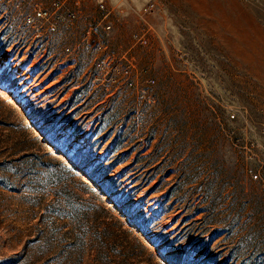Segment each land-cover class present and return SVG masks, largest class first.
Listing matches in <instances>:
<instances>
[{"label": "rangeland", "instance_id": "rangeland-1", "mask_svg": "<svg viewBox=\"0 0 264 264\" xmlns=\"http://www.w3.org/2000/svg\"><path fill=\"white\" fill-rule=\"evenodd\" d=\"M50 1L0 0V264H264V0Z\"/></svg>", "mask_w": 264, "mask_h": 264}, {"label": "built area", "instance_id": "built-area-1", "mask_svg": "<svg viewBox=\"0 0 264 264\" xmlns=\"http://www.w3.org/2000/svg\"><path fill=\"white\" fill-rule=\"evenodd\" d=\"M72 0H70L71 2ZM51 5H52V9L49 8H44L42 6H38L36 4V7L33 8V10L31 12L29 11H21L22 14V19L23 22L29 25H33L35 23L36 20L42 19V18H47L51 15V13H55L56 15V23L60 22H66L68 20H71L75 17L76 13L75 11L72 9L70 11H67L65 13H62L60 11H58V9L60 8L62 2L60 0H51L50 1ZM74 4H77L78 2H71ZM99 9L102 12L101 18L99 20H95L92 23L91 29H93L94 31L97 30H101V29H108L110 28V20L109 19H104L107 18V16H111V11H109L106 7L103 6V4H99ZM47 28L51 31L56 29L55 24H53L52 22H50L47 25Z\"/></svg>", "mask_w": 264, "mask_h": 264}, {"label": "bare ground", "instance_id": "bare-ground-1", "mask_svg": "<svg viewBox=\"0 0 264 264\" xmlns=\"http://www.w3.org/2000/svg\"><path fill=\"white\" fill-rule=\"evenodd\" d=\"M1 92V91H0ZM7 95V94H6ZM13 100V99H12ZM11 102V101H10Z\"/></svg>", "mask_w": 264, "mask_h": 264}]
</instances>
